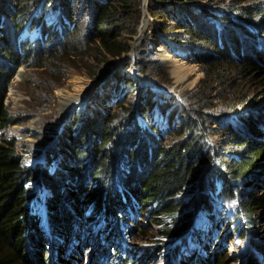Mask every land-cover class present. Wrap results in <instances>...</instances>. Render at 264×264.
<instances>
[{
    "label": "trees",
    "instance_id": "1",
    "mask_svg": "<svg viewBox=\"0 0 264 264\" xmlns=\"http://www.w3.org/2000/svg\"><path fill=\"white\" fill-rule=\"evenodd\" d=\"M211 4L149 0L163 33L188 43L204 78L181 103L173 95L153 98L150 92L141 105L121 97L131 91L127 85L138 82L127 75V58L118 63L130 50L122 35L137 27L141 0H0V264H53L55 246L61 245L75 255L86 242L77 250L74 235L84 230L89 236L88 225L99 222L113 251L103 256L101 250L100 258L113 254V264H131L130 258L141 257L139 246L124 245L140 227L134 224L136 211L149 214L158 226L157 253L171 244L164 264H222L227 252L183 249L191 239H201L200 217H212L215 197L237 198L230 233L264 253L253 227L264 197L240 188L264 174V98L212 95L213 86L227 84L231 76L264 74V0ZM50 8L57 14L48 21ZM75 57L91 62L87 73L99 88L81 112L59 126L44 160L23 164L24 152L14 137L5 136L20 122L3 104L10 80L22 65L51 68ZM155 105L172 135L169 142L159 124L140 120L152 116ZM219 132L225 139L210 145L207 140ZM34 183L44 190L45 223L31 203L39 200ZM254 251L248 264H262ZM70 260L77 263V257Z\"/></svg>",
    "mask_w": 264,
    "mask_h": 264
},
{
    "label": "rangeland",
    "instance_id": "2",
    "mask_svg": "<svg viewBox=\"0 0 264 264\" xmlns=\"http://www.w3.org/2000/svg\"><path fill=\"white\" fill-rule=\"evenodd\" d=\"M220 1L222 0H199L201 4L205 5H215L211 3ZM148 4L149 0H141V15L137 27L134 31L131 29V31L125 30L122 35L123 39L129 42L130 50L118 59V63H124L123 61L127 58V75L135 77L138 83H132V86L127 85V90L131 91H129L128 95L126 93V96L121 95V97L125 101L137 102L143 105L144 100L151 92L153 98L157 94H162V96L173 95L174 102L181 103V96L196 88L203 80L202 65L192 59L193 57L187 49V42L178 41L172 36L163 33L164 25L160 28L157 22L159 19L153 16ZM176 13L178 14L179 12ZM56 14L57 10L48 9V21L55 19ZM178 15L180 16V14ZM164 18L166 19V17ZM169 22L167 21L166 24L171 25ZM173 31L183 32L182 29H174ZM31 35L34 36L35 33H31ZM178 50H180V53ZM181 52L188 58L189 63L187 66L182 67H189L188 69L192 70V74H190L192 78L189 80L191 85L185 88H181V85H174L169 77V70L173 68L172 65L176 62V58L181 57ZM74 64H78L79 68L73 67ZM88 64L90 65L91 62L75 57L63 65L51 66V68H48V66L38 67L33 64L22 65L17 68L10 80L3 104L13 117L20 120L19 123L12 124L5 130V136L15 138L17 150L24 152L23 164L35 165L42 162L45 158L46 148L51 143L52 136L59 131V126L68 119L70 120L76 112H81L94 89L99 88L96 85L97 81L91 79L87 73L90 67ZM18 72L22 74L21 77L18 76ZM77 78L88 79V82H90L87 86H90L88 92L85 94L84 100L77 103L70 102V105H66L64 112L61 113L58 109L61 106V102L57 99L56 90L63 86L70 89L72 87L70 80ZM213 88L214 92L212 95L216 100L219 97H222L223 100H231L234 96L242 97L246 95V97H249L254 93L264 98V74L242 80L231 76L227 84L218 83ZM158 99H160L159 96ZM169 101H172V99ZM153 109L154 113L152 116L148 118L145 116L140 117V120L159 124L161 135L164 136L165 142H169L172 135L164 127L165 122L159 113V106L155 105ZM18 126H22V129L14 132L15 127ZM223 139H225V135L219 132L212 135L207 142L210 145L216 144L219 146L220 141ZM32 157H39V159L29 162L28 159ZM260 177L261 179L258 183L253 179H248V181L242 183L240 186L241 190L251 195L264 197V174ZM32 188L36 189L39 200L36 202L35 197L31 203L35 206L36 211L41 214V219L45 223L44 190L41 191L38 186H33ZM233 201L235 203H232ZM236 201L237 198L231 201L215 197L211 212L212 217H200L201 239L188 241V244L183 247L184 252L187 251L189 253L194 250L196 254H203L207 246L208 250H206V253H210L213 250H217V252L222 254L227 252L228 257L224 258L222 264H248V254L250 251H254L250 240L248 238L241 239L237 233H230V228L233 226L231 221H233ZM133 213L137 223H132L139 224L140 227L128 240H124V245L133 244L139 246L141 248V257L130 258L131 264H164V261H166L165 256L169 252L171 244H168L157 253V248L160 246V236L156 235L158 226L148 218L149 214H142L139 211ZM254 218L253 227L258 232L257 237L264 241V207L257 209ZM132 223L129 222L130 225ZM233 223L236 224L237 222ZM97 224L101 225V222L92 223L88 226L95 227ZM97 229L98 227L89 234L84 249L79 250L81 244L85 242L84 235H86V232L82 230V239L81 234L78 236L74 235L73 239L81 242H77L76 248L79 252L75 253V255L70 252L66 254V250L63 249L65 247L62 245L61 247L58 246L60 248L58 250L54 245V251L56 252L53 264H71L70 259L75 257H77V263L79 264H113V261H110L114 256L113 254L105 260H102L99 256L101 250L103 256L107 255L108 252L113 253V251L107 249L106 236L103 231ZM64 239L66 241L68 237ZM147 251H150L148 255H146ZM118 252L116 254L121 256L123 251L118 250ZM254 253H259V259L264 264V253L256 251ZM177 263L179 264V261Z\"/></svg>",
    "mask_w": 264,
    "mask_h": 264
},
{
    "label": "bare ground",
    "instance_id": "3",
    "mask_svg": "<svg viewBox=\"0 0 264 264\" xmlns=\"http://www.w3.org/2000/svg\"><path fill=\"white\" fill-rule=\"evenodd\" d=\"M160 49V48H158ZM181 50V49H180ZM180 50L179 53H180ZM181 57L176 58V62L173 63L172 67L169 70V74H170V78L172 79V82L174 85H181V88H185V87H189V85H191V82L189 83V80L192 78L190 76V74H192V70L188 69L189 67H182V66H187L188 63V58H186L183 53L181 52ZM19 73V72H18ZM17 73V74H18ZM16 74V75H17ZM19 77L22 76L21 73L18 74ZM70 83H72V87L69 89L66 86L60 87L56 90V96L57 99L61 102V106L58 107V109L61 111V113L64 112L65 106L66 105H70L69 103L71 102H81L82 100H84V96L85 94L88 92L89 87L88 84H90V82H88V79H71ZM16 129L14 130V132H18V130L22 129V126H18L15 127ZM39 159V157H32L29 158V162H34L35 160ZM24 163V162H23ZM27 165V164H26ZM45 217H46V213H45ZM84 217V216H83ZM90 218V216H89ZM82 223V222H81ZM114 229H116V227H112ZM72 230V228H71ZM87 231V229H86ZM112 231V230H111ZM119 231V230H118ZM88 232V231H87ZM115 232V231H113ZM76 233V232H75ZM74 233V234H75ZM81 234V230L80 232H78L77 235ZM116 234V233H115ZM118 234V233H117ZM110 235V234H109ZM76 236V235H75ZM85 236V235H84ZM116 236V235H115ZM81 243V242H80ZM218 244V243H217ZM133 248V247H132ZM131 248V249H132ZM100 249V248H99ZM98 249V250H99ZM96 250V247H95ZM97 251V250H96ZM100 251V250H99ZM75 252V251H74ZM77 252V251H76ZM102 252V251H101ZM73 254V253H72ZM98 254V253H97ZM55 257V256H54ZM72 257V255H71ZM70 258V257H69ZM99 258V257H98ZM68 259V258H67ZM95 260V259H94ZM99 260V259H98ZM105 260V259H104ZM97 261V260H96ZM54 262V261H53ZM58 262V261H57Z\"/></svg>",
    "mask_w": 264,
    "mask_h": 264
},
{
    "label": "snow or ice",
    "instance_id": "4",
    "mask_svg": "<svg viewBox=\"0 0 264 264\" xmlns=\"http://www.w3.org/2000/svg\"><path fill=\"white\" fill-rule=\"evenodd\" d=\"M232 203H235V201H233Z\"/></svg>",
    "mask_w": 264,
    "mask_h": 264
}]
</instances>
